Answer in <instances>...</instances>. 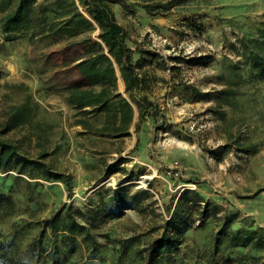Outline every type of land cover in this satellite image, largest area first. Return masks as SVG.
<instances>
[{"label":"rangeland","instance_id":"1","mask_svg":"<svg viewBox=\"0 0 264 264\" xmlns=\"http://www.w3.org/2000/svg\"><path fill=\"white\" fill-rule=\"evenodd\" d=\"M169 1L111 4L142 80L129 94L76 0H0V240L16 261L145 264L161 239L155 264H263L264 0L141 6ZM61 205L90 233L74 252L40 233Z\"/></svg>","mask_w":264,"mask_h":264},{"label":"trees","instance_id":"2","mask_svg":"<svg viewBox=\"0 0 264 264\" xmlns=\"http://www.w3.org/2000/svg\"><path fill=\"white\" fill-rule=\"evenodd\" d=\"M85 10L87 15L95 22L97 25L99 32L98 37L104 46L107 49L108 54L114 59L117 66L119 67L121 77L125 84V91L131 94L134 90H139L141 88V77L135 70L136 63L132 62L131 53L132 49L126 44L125 41V31L123 26L117 22L114 12L111 8V4L120 3L125 4V0H76ZM182 0H170L166 6L164 4L158 2L154 5L144 3L141 4L142 8L148 14L153 15L154 9L159 7H164L165 10L170 9L177 2ZM71 5L74 6V0H71ZM155 7V8H154ZM120 105L122 107L121 118L122 121L129 123L132 118V108L129 102L122 98L120 100ZM0 146L2 147V153L5 147L8 146V143L0 141ZM12 198L0 191V211L2 210H10L13 207ZM64 205H61L50 217L42 219L39 224L41 226V232H43L44 228H48L51 233H55L56 231H62L60 234L61 239H66L71 241V247L69 248V252H74V241L76 242L75 235L78 233H84L82 236V240H86L90 237V233L86 232V227L84 224L77 222L67 210L63 213ZM64 215V216H62ZM65 220V221H64ZM91 238V237H90ZM38 239V238H37ZM36 240V239H34ZM40 242V239H38ZM33 242V241H32ZM12 240H0V262L8 263V264H23L21 261H16L11 255H9L8 249L11 247ZM53 246L48 252L51 255V261L53 263H59V256L56 254V244L55 239L53 241ZM166 245L165 242H162L161 239H157L152 241L147 246V254L145 258V264H155L159 251L164 248ZM238 245H245V242H240ZM45 246L41 245L39 247L36 246L32 250V255L36 257L41 255ZM93 248V244L91 245ZM60 264V263H59ZM74 264H96L90 261L89 259L78 260ZM264 264V262H263Z\"/></svg>","mask_w":264,"mask_h":264}]
</instances>
